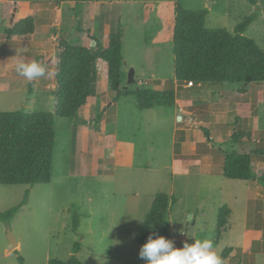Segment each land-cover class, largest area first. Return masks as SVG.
Returning a JSON list of instances; mask_svg holds the SVG:
<instances>
[{"label": "rangeland", "instance_id": "374dc122", "mask_svg": "<svg viewBox=\"0 0 264 264\" xmlns=\"http://www.w3.org/2000/svg\"><path fill=\"white\" fill-rule=\"evenodd\" d=\"M102 1L116 4L111 14L132 13L121 22L125 29L121 88L130 92L174 89L178 100L190 107L181 114L175 102L141 110L133 95L114 102L106 66L100 62L97 95L76 117L54 120L51 183L0 186V214L19 206L28 193L24 211L9 223L0 222V264H20L19 257L24 264L68 261L76 248L84 264H147L140 257L144 244L137 236L158 193L177 199L167 215L174 248H183L185 242L194 244L186 228L192 215L195 242L212 240L221 257L227 248L240 246L242 233L256 226L251 213L264 208V198L257 195H264V187L256 179L264 174V158L255 156L264 150V83L192 85L186 91V84L179 83L178 90L173 55L175 10L179 6L205 11L206 28L226 29L231 34L254 16L244 36L264 50V0H255V5L249 0ZM75 5L31 0L19 6L14 0H0V112L53 113L55 49L60 42L54 37L60 30L61 39L72 46L91 39L87 31V39L75 31L77 25L87 29L73 19L79 9ZM59 6L65 13L62 26L55 24L60 15L54 10ZM94 7L83 4V9ZM32 15L39 20L33 36L8 37L7 30ZM21 59L42 63L45 74L35 80L19 75L16 65ZM135 68V82L129 83ZM188 112L193 115L189 122H179V115L188 116ZM237 133L243 138L233 143ZM228 153L252 157L253 176L248 183L224 177ZM250 188L255 196L245 223ZM223 206L234 213L228 232L218 231V209ZM10 232L17 241L15 251H10ZM249 257L237 250L229 262L253 264ZM256 264H264V252L256 256Z\"/></svg>", "mask_w": 264, "mask_h": 264}, {"label": "trees", "instance_id": "16d2710c", "mask_svg": "<svg viewBox=\"0 0 264 264\" xmlns=\"http://www.w3.org/2000/svg\"><path fill=\"white\" fill-rule=\"evenodd\" d=\"M16 3L31 0H14ZM56 3L81 2L96 3L99 0H37ZM255 5V0H249ZM207 12H193L176 7L173 37L175 58V79L179 83L204 84H244L264 83V50L252 39L244 36L253 23L254 16L242 21L234 31L206 28ZM35 32L34 19L28 17L7 30L8 37L27 36ZM121 27L109 36L105 47L101 40L92 38L94 46H72L65 39L58 45L56 58V88L53 113L0 112V186L47 185L52 180V163L55 148V118H74L87 106L89 99L97 95L98 64L106 66L114 102L121 97L133 95L139 102V109L151 110L175 102L174 89L164 91L142 90L130 92L121 88L122 58ZM236 129V128H235ZM207 137L209 133L205 131ZM233 143L243 136L237 133ZM264 158V150L255 152ZM223 175L229 180L249 181L253 176L252 157L247 154L228 153L225 155ZM264 187V174L256 178ZM28 193L24 201L10 211L0 214V222L9 223L25 209ZM177 199L158 193L139 230L137 240L142 244L149 237H165L171 241L167 220L169 207ZM230 214L223 206L219 210L218 225L222 227ZM79 248L68 261L51 260L46 264H84L77 258ZM231 249H226L222 262L228 258ZM20 264L24 259L19 257Z\"/></svg>", "mask_w": 264, "mask_h": 264}, {"label": "crops", "instance_id": "0c3cea01", "mask_svg": "<svg viewBox=\"0 0 264 264\" xmlns=\"http://www.w3.org/2000/svg\"><path fill=\"white\" fill-rule=\"evenodd\" d=\"M84 3H86V2H81V3L77 4V5H75V7L77 6V7H79V9H78L77 13L73 16V19L75 20V22H77V23L81 22V23H84V24L87 25V29H82V30L78 29V25L74 26L75 27V31L82 32V34H83V36H85V38L87 36L85 31H87L88 35L91 37V39L88 38L89 42L81 43V45H83V46H85L87 48H90V47H92V44H93L92 38H95V39L101 40L102 44L105 47H107L108 44H109V36H110V34L113 31H115L116 29H118L119 27H121L122 30H123V38H122V58H123V46H124L123 40H124V32H125L124 30L125 29L121 25V22L123 21V18H125V17L127 18L129 16V14H132V13L127 11L124 14H123V12L119 13L118 15H116V14L114 15L113 13L111 14L110 10H111L112 6L114 7V5H116V4H113V2L107 3L105 1L99 0L96 3H92L95 6L94 9H92V10L83 9V4ZM17 4L19 6H21L22 2H18ZM43 11L44 10L39 11V13H41V15H42ZM54 11L58 15H60V19L58 21H55V24L57 26L64 25V20H63V17L65 15L64 11L61 9L60 6L57 7V9L55 8ZM29 17H32L34 19L35 32L33 34H31L33 36L36 33V31H37L36 22L39 21V20H37V16H34V15L29 16ZM137 18H138V21L141 20L140 17H137ZM40 20H42V19H40ZM43 20H45V18ZM47 21H49V20L48 19L45 20V22H47ZM54 38L61 40L60 30H59L58 34L56 35V37H54ZM57 44H59V43H57ZM56 51H57V48L55 49V54H56ZM123 60H124V58H123ZM56 64H57V62H56ZM125 65H128V62H126ZM122 68H121V73H122V70H123ZM136 74H137V70L135 68V76H136ZM135 76H134V79H135ZM174 76H175V69H174ZM175 82H176V88L179 90V85H178L179 82H177L176 79H175ZM185 84L186 85H183V90L184 91L192 89V87H190V85H188V83H185ZM202 86L203 85H196L197 88H201ZM175 92H177V91H175ZM185 103L187 104L188 102H186V101L185 102L184 101L180 102L178 100L177 93H176L175 104L179 107V111L181 113L186 112L185 109L190 107V105H188V107L184 106ZM179 105H182V106H179ZM230 106L231 107H235V104L230 105ZM84 108H82V109H84ZM181 113H179V114H181ZM191 114L192 113L188 112V116H184V117L193 116ZM189 119H190V117H189ZM253 166H254V163H253ZM242 182H245V184L248 183V181H242ZM246 186L248 187L250 185H246ZM251 194L252 195L248 197L247 202H246L247 204H246V209H245L246 210L245 211V219H246L245 223H247L248 217H249V207H248L249 206V202L252 200V197L255 196L252 189H251ZM257 195H258V197L260 199L264 198V195L261 192L257 193ZM220 208L218 209V215H219ZM229 209H230V214L227 217L226 223L220 228H219V225H218V231H221V230L225 231V232L230 231L228 229V226L230 225V222H231L230 220L234 217V213H233V210L231 208H229ZM263 212H264V208L263 209L262 208H257L251 213L254 216L253 217L254 218L253 222L256 224V226H253L251 229L246 228L245 232L242 233L243 237L241 239V242H239V244H238L240 246H236V247H233V248H227V249H231V252H230L228 258L225 259L222 262V264L227 263V262H228V264H230V262H229L230 257L235 255L237 253V250H241L243 255H247L248 254L250 256L249 258L252 259L253 264H256V256H258V255H260V254H262L264 252V213ZM226 226H227V228H226Z\"/></svg>", "mask_w": 264, "mask_h": 264}, {"label": "clouds", "instance_id": "9594fccd", "mask_svg": "<svg viewBox=\"0 0 264 264\" xmlns=\"http://www.w3.org/2000/svg\"><path fill=\"white\" fill-rule=\"evenodd\" d=\"M16 71L28 80H35L45 74V67L38 61L25 63L21 59ZM140 257L146 259L147 264H222L210 239L196 240L194 244L185 242L183 248H174L173 242L165 237H149L141 248Z\"/></svg>", "mask_w": 264, "mask_h": 264}, {"label": "water", "instance_id": "95a60500", "mask_svg": "<svg viewBox=\"0 0 264 264\" xmlns=\"http://www.w3.org/2000/svg\"><path fill=\"white\" fill-rule=\"evenodd\" d=\"M94 44L95 43L93 42L92 46H94ZM56 54H58V49L56 51ZM134 76H135V71L132 69L130 71V75H129V83H134L135 82ZM179 113H181V112L179 111ZM178 121L179 122H183V123H188L189 122V117H183V116L179 115ZM192 218H193V216L191 215L189 217L188 222H187L186 228H187V231L189 233V237L195 243V240L193 238V235L195 233V223L194 222L190 223ZM9 241H10V251H15L17 249V241H16V239L14 238V236L12 235L11 232L9 233Z\"/></svg>", "mask_w": 264, "mask_h": 264}, {"label": "built area", "instance_id": "2783aa9c", "mask_svg": "<svg viewBox=\"0 0 264 264\" xmlns=\"http://www.w3.org/2000/svg\"><path fill=\"white\" fill-rule=\"evenodd\" d=\"M189 85H190V86H192V85H193V83H189Z\"/></svg>", "mask_w": 264, "mask_h": 264}]
</instances>
